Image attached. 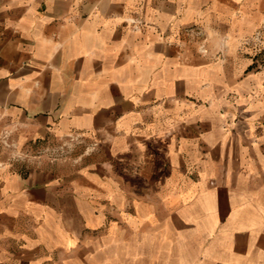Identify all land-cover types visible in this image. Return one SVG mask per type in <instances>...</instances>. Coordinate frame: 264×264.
Instances as JSON below:
<instances>
[{"label": "crops", "instance_id": "crops-1", "mask_svg": "<svg viewBox=\"0 0 264 264\" xmlns=\"http://www.w3.org/2000/svg\"><path fill=\"white\" fill-rule=\"evenodd\" d=\"M0 147V264H264V0H0Z\"/></svg>", "mask_w": 264, "mask_h": 264}, {"label": "rangeland", "instance_id": "rangeland-1", "mask_svg": "<svg viewBox=\"0 0 264 264\" xmlns=\"http://www.w3.org/2000/svg\"><path fill=\"white\" fill-rule=\"evenodd\" d=\"M2 147V146H1ZM0 147V150H1ZM5 152L10 154V149L11 147L9 146H5ZM20 147V146H18ZM10 148V149H9ZM24 149L21 151L20 148L18 149V154H19V165L25 164L24 162L26 160H21V158H29L32 159L34 156L36 155H41L44 152H48L45 148H43V146L40 144H36L34 146H30V147H23ZM15 149V148H14ZM51 153L56 156L58 153H60V149H58V146H52L51 147Z\"/></svg>", "mask_w": 264, "mask_h": 264}]
</instances>
